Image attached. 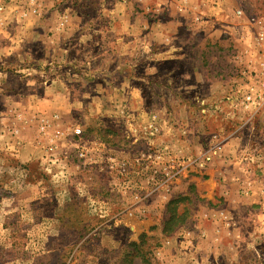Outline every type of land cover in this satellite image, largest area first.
I'll return each mask as SVG.
<instances>
[{
	"label": "rangeland",
	"instance_id": "1",
	"mask_svg": "<svg viewBox=\"0 0 264 264\" xmlns=\"http://www.w3.org/2000/svg\"><path fill=\"white\" fill-rule=\"evenodd\" d=\"M177 1L194 4L45 3L58 5L61 28L76 4H94L98 11L125 6L128 19L139 10L145 20L190 24V14L172 9ZM215 1L227 9L201 18L215 27L176 32L174 45L184 58L158 63L172 85L168 102L149 75L133 82L143 102H129L132 84L109 87L120 102H102L99 109L97 102H56L44 112L34 102H5L0 92V264H264V203L247 202L248 182L264 176V156L253 163L258 170L248 169V144L264 151V108L248 121L241 104L259 30L247 19L264 20V0ZM237 9L243 17L235 16ZM131 38L123 33L121 41ZM142 48L153 52L152 43ZM154 61L141 60L142 71ZM77 67L61 60L39 67L43 88L69 87ZM19 80L13 77L16 87ZM79 88L85 89L62 94L76 95ZM26 142L36 156L20 155ZM219 180L233 183L238 202L216 204Z\"/></svg>",
	"mask_w": 264,
	"mask_h": 264
},
{
	"label": "crops",
	"instance_id": "2",
	"mask_svg": "<svg viewBox=\"0 0 264 264\" xmlns=\"http://www.w3.org/2000/svg\"><path fill=\"white\" fill-rule=\"evenodd\" d=\"M135 1L138 3L143 1L144 5L146 3L145 0ZM190 1H194V4L187 6L177 1L172 8H176L178 13L190 14V24L182 20H166V18L145 20L139 10L136 11L139 14L137 17L128 19L125 6L116 5L110 8L102 6V10L98 11L99 6L94 4H76L72 8L73 15L70 16L67 26L61 28L57 17L58 5L49 6L45 0H33L24 5L16 0H0L3 5L1 7L3 9H0V61L5 62L4 66L0 67V92L3 100L5 102H30V104L34 102L36 104L34 106L44 112L48 111L44 108L47 109L49 105L57 106L56 102H69V104L97 102L96 108L99 109L108 102H120V96H112L114 91L109 87L116 90L120 87L125 90V87L132 84L128 88L129 102H143L142 99L139 100L141 86H137V83L134 85L133 82L140 81L145 78L144 76L149 75L155 91L164 88L166 92L164 102H168L169 96L172 97V85L168 80V71L160 70L158 63L184 58V53L177 45H174L178 31L189 32L191 28L203 33V30H208L206 27L215 26L213 24L208 26L211 20L205 21L201 18L227 9L224 4L219 6V4L212 3L216 2L215 0ZM149 9L156 12L152 6ZM158 16L159 14H156L154 18ZM123 33L132 37L131 41L128 43L121 41ZM144 43H152L153 52H149L147 48H142L144 50L142 51L141 47ZM129 47L132 50H128ZM146 59L155 61L151 66L143 65V72L141 60ZM58 60L72 62L78 66L77 81L69 82L68 85L71 88L67 87V84L53 83L52 91L44 89L39 77L42 70L38 68ZM93 76L95 78H92ZM104 76L107 78L103 79ZM13 77L20 78L18 87L14 84ZM81 85H84L85 89L80 90L79 88L76 95L62 94V91L71 92L72 90L75 94L76 87ZM24 146L25 148L20 150L22 157L34 155L32 146L27 142ZM229 170L230 168L227 174ZM219 181L218 196L216 194L213 196L217 201L216 204L223 202L224 206L228 202H238L234 197L232 198L233 183L225 180ZM248 188L251 190L250 193L248 192V203H264V176L254 184L248 182ZM206 196L209 201V194ZM201 222L205 224L210 221L207 218L206 220L201 218ZM213 224L218 225L220 222L216 221ZM209 226L207 224L205 228L208 230ZM223 228H226L224 224ZM209 230L212 232L213 228ZM180 260H176L177 263Z\"/></svg>",
	"mask_w": 264,
	"mask_h": 264
},
{
	"label": "built area",
	"instance_id": "3",
	"mask_svg": "<svg viewBox=\"0 0 264 264\" xmlns=\"http://www.w3.org/2000/svg\"><path fill=\"white\" fill-rule=\"evenodd\" d=\"M234 14L237 17H243L244 11L237 9ZM247 21L249 26L259 28L250 49V56H255V59L249 61L248 64V88L246 89L248 91L242 94L241 100L244 108H248V114H250L248 121H251V118L264 108V20L253 16L249 17ZM232 104L235 105V102H232ZM262 151L253 142L248 144V169L258 170L259 167L260 169L264 168L263 162L258 168H256L258 165H253L256 158L263 159Z\"/></svg>",
	"mask_w": 264,
	"mask_h": 264
}]
</instances>
